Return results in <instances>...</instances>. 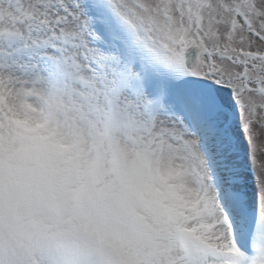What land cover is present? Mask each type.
Listing matches in <instances>:
<instances>
[{"label":"snow or ice","instance_id":"1","mask_svg":"<svg viewBox=\"0 0 264 264\" xmlns=\"http://www.w3.org/2000/svg\"><path fill=\"white\" fill-rule=\"evenodd\" d=\"M0 264H264V0H0Z\"/></svg>","mask_w":264,"mask_h":264}]
</instances>
